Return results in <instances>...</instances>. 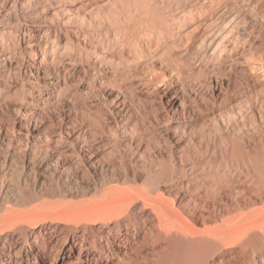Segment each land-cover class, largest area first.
Wrapping results in <instances>:
<instances>
[{"label": "bare ground", "instance_id": "bare-ground-1", "mask_svg": "<svg viewBox=\"0 0 264 264\" xmlns=\"http://www.w3.org/2000/svg\"><path fill=\"white\" fill-rule=\"evenodd\" d=\"M188 1L176 39L158 11L146 8L150 18H140L137 10L145 0H136L134 10L116 11L117 18L136 12L128 16L135 20L131 25L115 26L120 54L93 51L106 68L102 82L114 78L124 91L114 96L118 110L126 112L132 91L146 87L159 95L167 119L179 108L184 118L190 115L171 134L163 129L171 143L166 153L151 148L149 135L155 131L133 130L126 122L106 137V128L95 125L83 136L60 133L46 146L4 140L0 131V264H44L48 258L50 264H264V116L258 124L238 123L237 113L216 101L198 105L192 114L182 96L183 80L194 77L195 63L223 53L229 61L238 54L253 57L258 24L253 14L264 0ZM83 33L89 40L90 32ZM46 48L40 62L73 49L67 43ZM12 69L9 59L0 67V102L12 99ZM59 75L48 78L44 100H54L67 85L65 79L59 83ZM237 111L245 119L249 110L239 105ZM197 138L204 148L193 151ZM143 247L161 252L155 258L143 255Z\"/></svg>", "mask_w": 264, "mask_h": 264}, {"label": "rangeland", "instance_id": "rangeland-1", "mask_svg": "<svg viewBox=\"0 0 264 264\" xmlns=\"http://www.w3.org/2000/svg\"><path fill=\"white\" fill-rule=\"evenodd\" d=\"M98 1L102 0H0V67H3L9 59L11 68H13L14 79V87L11 91L12 99H10L9 103L4 100L0 102V131L3 132L4 140L12 137L22 140L28 139L34 141L35 144L46 146L50 139L60 133L67 138L77 135L83 136L84 129L87 127L93 128L95 125L106 128V132L103 134L106 137L116 127L122 128L123 122H126L133 130L145 131L146 133L155 131L154 134L149 135L151 136V148L159 154L162 152L166 153L165 151L171 146L170 138H167V134L172 133L171 129L173 130V126H176L178 121L187 120L190 115H184V118L183 114H181L182 108H179L174 116L167 119V111L162 101H160L159 95L155 91H145L146 87L142 88V91H132L134 95L131 94L126 102L129 110L127 109L126 112L118 110L113 103L114 96L116 94L122 95L124 91L120 89L119 83L114 78L113 83L112 81L102 82L106 68L99 64L93 54L94 49L98 48L102 50L112 49L114 52L118 51L116 54H120L121 45L115 44L117 42L116 39H120V34L116 27H123L124 23V26L134 23L135 20L130 22L128 16L136 12H126L125 16L127 17L124 18L119 15V19L116 11L119 9L134 10L133 8L138 6L136 0H103L102 3ZM185 1L162 0L160 2V0H145V2H140L142 6L140 9L142 10L138 9L137 13H142L140 18L146 19L150 18L148 14L146 15L143 12L146 8H150L151 11H158L163 25L169 26L170 32L172 31L171 35L174 37L172 38L176 39L178 36L177 32H179L177 27L184 23L182 22V17H180L185 12H182V10L189 5V1ZM262 5L257 7L256 12L258 13L253 14L258 19V24L255 28L256 35L254 34V40L252 41L253 50L251 52L253 57L249 56L251 60L248 59L249 57L245 53V55L238 54L234 60L232 59L233 61H229L225 58L226 54L223 53L224 56L222 54V58L217 55V57L211 58L205 64H201L203 67L201 65L197 66V63H195L194 77L192 78L191 74V76L188 75L183 80L184 89L182 96L185 100V107L192 114L193 112L197 113L198 105L216 101L226 107V109L237 113L236 121L238 123H242L244 120L249 123H261V119L264 116V101L262 99V94L264 93V86H262L264 85V59H262L264 54V10L262 9H264V5ZM89 9L91 13L87 11ZM103 14L108 18L104 17ZM187 14L185 13V15ZM199 16V14H195L192 17L197 20L205 16V14L202 13ZM259 19H263V21ZM179 22L182 23L180 24ZM145 24H148V22H145ZM83 31L90 32L91 37H89V40L84 39ZM56 43H64V45L67 43L74 50L66 49L62 58L57 56L53 60L52 58H50L51 60L47 58V62L45 60L40 62L46 53L45 51H47L46 46L51 48ZM237 46L238 48L241 47L240 41ZM76 50L79 52H75ZM85 53H89V55ZM78 55L82 60H79L80 57ZM84 61L89 62L85 63ZM57 74H60V84L63 79L68 83L65 85L66 87L63 86L61 88L60 94H57L54 100H44L46 93L44 90L48 88L46 85L48 78L55 79ZM199 75L200 77L198 78H201L200 80L197 79ZM260 83L263 88L261 86L259 88ZM260 101L263 102L261 103ZM249 103L251 106L247 109L246 107H249ZM239 105L245 107L246 112L249 110L245 119L237 111ZM260 106L261 110L259 109ZM186 108L183 106V109ZM157 116L160 118L159 122L156 121ZM202 126L201 121L195 122V131L200 132ZM166 128L168 133L163 130ZM208 132L209 129L205 126V133ZM256 135L258 138V132ZM260 135L262 134L260 133ZM101 136L97 135V144L99 146L101 145L99 142ZM198 139L191 148L193 151H199L204 148L205 141L200 142V145ZM155 252H152L150 247H143L141 250L143 255L153 253L154 255H151L157 257L161 249H156ZM151 255H149L150 258L154 259L155 257L153 258ZM101 260L104 261L105 259ZM115 263L112 261L108 264ZM44 264H50V259H46Z\"/></svg>", "mask_w": 264, "mask_h": 264}]
</instances>
